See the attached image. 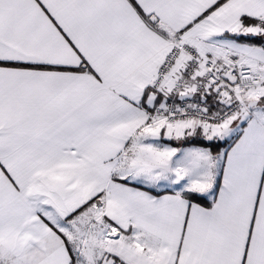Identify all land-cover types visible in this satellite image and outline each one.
Returning a JSON list of instances; mask_svg holds the SVG:
<instances>
[{"label":"snow or ice","instance_id":"snow-or-ice-1","mask_svg":"<svg viewBox=\"0 0 264 264\" xmlns=\"http://www.w3.org/2000/svg\"><path fill=\"white\" fill-rule=\"evenodd\" d=\"M0 264H264V0H0Z\"/></svg>","mask_w":264,"mask_h":264}]
</instances>
